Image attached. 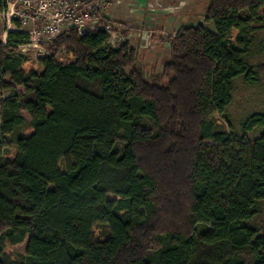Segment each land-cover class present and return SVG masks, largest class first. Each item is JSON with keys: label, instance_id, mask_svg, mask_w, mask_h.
Wrapping results in <instances>:
<instances>
[{"label": "trees", "instance_id": "trees-1", "mask_svg": "<svg viewBox=\"0 0 264 264\" xmlns=\"http://www.w3.org/2000/svg\"><path fill=\"white\" fill-rule=\"evenodd\" d=\"M205 13L214 31L182 26L150 78L135 47L108 46L98 26L57 35L40 71L15 53L26 34L7 33L0 264H264V220L251 222L264 202V132L247 137L264 111L246 117L239 137L216 129L232 81L253 84L262 72L243 56L264 0H209ZM62 46L74 60H57ZM23 113L31 132L6 160L4 138ZM23 242L20 259L6 251Z\"/></svg>", "mask_w": 264, "mask_h": 264}, {"label": "rangeland", "instance_id": "rangeland-1", "mask_svg": "<svg viewBox=\"0 0 264 264\" xmlns=\"http://www.w3.org/2000/svg\"><path fill=\"white\" fill-rule=\"evenodd\" d=\"M10 7L17 8V5ZM209 0H106V5L101 9L100 18L106 19L111 26L108 46L117 47L121 43H128L135 47L138 64L147 78L154 77L161 72L162 64L169 59V46L176 32L182 26L202 24L205 28L214 31L212 22L205 20L206 7ZM12 5V6H11ZM8 7L0 11V42L7 40L9 31H19L16 28L17 19ZM14 13V12H13ZM11 17V16H10ZM30 26V25H28ZM23 26L22 30L28 29ZM250 33L251 43L244 54V61L253 67L262 68L259 80L247 84L242 76L232 81V98L225 112L217 117V130L230 132L239 137L242 122L254 112L264 111V16L254 19ZM233 31L232 40L236 35ZM43 43V42H42ZM5 44V43H4ZM46 44L38 46H15V53L25 59L23 66L28 71H40L39 58L49 54ZM72 50V48H70ZM73 51V50H72ZM74 52V51H73ZM59 62L74 60L67 54L62 46L56 53ZM166 79L163 80L165 82ZM7 91L2 93L6 97ZM26 123L18 127L14 133L6 135L4 147L1 151L2 158L11 160L16 152V139L30 134L29 117L23 113ZM264 132V127H256L247 134L249 140H254ZM64 165V162H61ZM264 220V202L260 203L252 223L260 225ZM202 229V226L199 227ZM100 229H95L99 233ZM26 242L15 246H7L6 251L13 258L20 259L25 253Z\"/></svg>", "mask_w": 264, "mask_h": 264}, {"label": "built area", "instance_id": "built-area-1", "mask_svg": "<svg viewBox=\"0 0 264 264\" xmlns=\"http://www.w3.org/2000/svg\"><path fill=\"white\" fill-rule=\"evenodd\" d=\"M1 2L5 4V9L9 7L11 11L8 21L14 14V18L17 19L16 28L26 34V37L17 44L20 46L40 44L43 46L44 43L48 44L57 35L73 27L81 35L96 26L108 33L111 31L108 21L101 19L99 13L105 7L106 0H13L12 5H17L14 10L12 5L10 7L9 0ZM26 25L30 26L22 30L21 28Z\"/></svg>", "mask_w": 264, "mask_h": 264}]
</instances>
